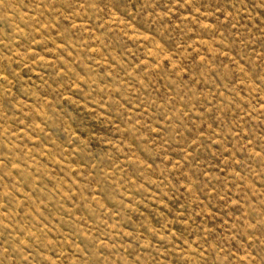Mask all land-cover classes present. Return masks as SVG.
<instances>
[{
    "label": "rangeland",
    "instance_id": "obj_1",
    "mask_svg": "<svg viewBox=\"0 0 264 264\" xmlns=\"http://www.w3.org/2000/svg\"><path fill=\"white\" fill-rule=\"evenodd\" d=\"M0 264H264V0H0Z\"/></svg>",
    "mask_w": 264,
    "mask_h": 264
}]
</instances>
